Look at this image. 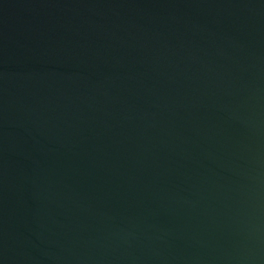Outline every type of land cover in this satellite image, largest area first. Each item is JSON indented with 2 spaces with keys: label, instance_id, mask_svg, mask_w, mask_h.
Wrapping results in <instances>:
<instances>
[{
  "label": "water",
  "instance_id": "95a60500",
  "mask_svg": "<svg viewBox=\"0 0 264 264\" xmlns=\"http://www.w3.org/2000/svg\"><path fill=\"white\" fill-rule=\"evenodd\" d=\"M0 264H264V0H0Z\"/></svg>",
  "mask_w": 264,
  "mask_h": 264
}]
</instances>
